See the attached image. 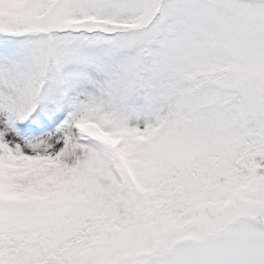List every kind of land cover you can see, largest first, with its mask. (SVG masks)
Segmentation results:
<instances>
[{"label":"snow or ice","instance_id":"6c2138e0","mask_svg":"<svg viewBox=\"0 0 264 264\" xmlns=\"http://www.w3.org/2000/svg\"><path fill=\"white\" fill-rule=\"evenodd\" d=\"M0 264H264V0H0Z\"/></svg>","mask_w":264,"mask_h":264}]
</instances>
